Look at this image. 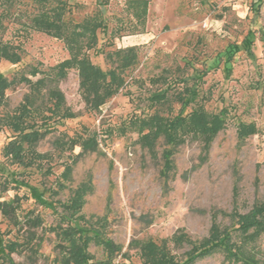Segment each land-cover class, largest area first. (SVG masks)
Wrapping results in <instances>:
<instances>
[{
	"label": "rangeland",
	"instance_id": "374dc122",
	"mask_svg": "<svg viewBox=\"0 0 264 264\" xmlns=\"http://www.w3.org/2000/svg\"><path fill=\"white\" fill-rule=\"evenodd\" d=\"M66 1L71 6L68 17L76 21L102 11L105 26L98 30V44L89 51L95 64L109 70L119 59L107 54L131 46L137 47L138 58L124 73V87L99 111L86 107L77 69L71 68L60 81L67 104L76 116L56 123V132L40 140L38 150L53 152L58 136L86 132L97 133L99 145L95 151L79 156L68 188L59 193L52 190L57 189L64 161L71 160L66 156L69 151L51 161V174L36 168L19 173L18 186L0 176V201L18 196L21 204L16 216L0 213V243L19 244L10 254L2 249L0 264H61L58 238L50 228L59 222L61 203L67 202L72 190L90 176L93 191L86 196L82 212L87 218H106L103 233L122 247L114 262L124 260V253L131 256L133 263L140 262L134 240L171 237L180 228L193 239L207 236L212 211L233 209L235 186L241 212L250 210L256 199L264 201V0H148L143 19L136 15L138 5H133V0ZM54 4L55 0H51ZM6 8L0 3V14ZM9 10L2 21L0 38L19 45L22 59L12 63L0 56V75L11 80L25 74L35 81L43 76L35 66L49 72L69 57L64 41L25 26L36 11L33 0H15ZM246 38L251 40L250 49L244 45ZM163 74L172 78V86L175 84L170 91L182 87L176 77H201L196 88L199 97L205 95L206 109L228 110L226 125L213 140L207 159H202V142L189 138L177 148L174 170L168 177L163 173L161 158L166 147L164 137L159 138L158 157L153 158L139 143L137 132L128 125L125 128L126 120L132 116L161 108L152 103L150 96L169 83L156 84L151 78ZM29 90V85L21 81L10 86L0 105V116L12 113ZM190 110V105L173 101L171 108L162 113L176 115ZM242 122H252L257 127V132L244 142L237 136ZM14 136L9 127H0V163L22 172L21 167L10 165L2 153L3 146ZM80 151L77 146L75 152ZM25 184L42 192L43 199L31 195ZM29 214L39 216L42 224H30ZM217 221L222 225L231 223L222 214ZM169 246L181 257L189 248L172 242ZM258 246L264 258V236ZM88 250L97 260L106 258L101 245L92 242ZM222 262L223 254L218 252L195 264Z\"/></svg>",
	"mask_w": 264,
	"mask_h": 264
},
{
	"label": "trees",
	"instance_id": "16d2710c",
	"mask_svg": "<svg viewBox=\"0 0 264 264\" xmlns=\"http://www.w3.org/2000/svg\"><path fill=\"white\" fill-rule=\"evenodd\" d=\"M14 2L15 0H0V3L7 7L5 13L0 14V31L3 27V18L8 15L9 8ZM33 2L36 11L29 17L28 22H25V26L64 41L69 57L54 65L49 72H43L35 66V71L43 74L35 81L25 74L16 75L11 80L0 75V105L5 102L6 90L14 83L25 82L30 88L12 113L0 116V127L7 126L15 134L3 146V156L10 165H17L23 171L11 170L8 164L0 163V176L18 186L20 181L16 176L19 173L36 168L42 173L51 174L53 172L51 161L56 155L61 157L69 151L66 156L71 160L64 161V169L56 182L57 189L52 190L53 193H59L68 188L79 156L87 151H95L99 145L97 133L86 132L73 136L68 134L58 136L53 142V152L38 150V142L56 132V123L76 116L67 104L65 94L59 85L60 81L68 75L71 68L77 69L80 92L86 107L92 111H99L108 99L118 94L124 87V73L136 63L138 54L136 46L108 53V57L116 55L119 60L117 65L104 70L95 64L89 55V51L98 44V30L105 26L102 11L76 21L73 17H68L71 6L66 0H55L54 5H51V0ZM148 3V0H133V5H138L136 15L141 19L146 17ZM244 41V45L250 49L251 40L246 38ZM18 49L19 45L3 42L0 38L1 57L18 63L22 59ZM238 49L237 46L235 50ZM170 79H172L170 76L163 74L151 78V81L156 84L161 81L169 83ZM200 79L201 77L195 75L176 77L175 81L182 82L180 89L170 91L175 84L172 86V83H169L167 88L150 96L152 103L161 108L157 107L153 113L135 115L126 120L125 128L128 125L137 132L139 143L148 149L153 158L158 157L157 143L160 137H164L166 147L161 158L163 173L167 177L174 170V155L180 145L185 144L189 138L200 140L202 159L206 160L213 140L226 125L228 110L223 108L219 112H210L205 107V95L199 97L196 85ZM173 101H178L183 106L190 105L191 110L187 113L179 111L176 115L163 114L162 111L171 108ZM125 128L123 131H126ZM256 132L257 127L254 123L242 122L237 129V136L240 142H244L248 136ZM77 146L81 148L78 153L75 152ZM24 186L36 199H43V193L34 186L28 184ZM92 191L90 176L72 190L67 202L61 203L63 209L59 222L50 228L56 232L58 238L61 264H195L197 260L218 252L223 254L221 264H264L258 246L259 239L264 236V201L256 199L250 210L241 212L236 203L237 186L234 187L233 209L230 212L212 211L213 222L207 236L193 239L180 228L171 237L132 241L139 249V263H133L130 260L131 256L126 253L121 254L124 260L114 262L116 254L122 251V247L103 233L102 228H106L107 225L106 218L96 216L87 218L82 212L86 196ZM20 205L18 196L0 201V213L3 216H16ZM219 214L228 216L231 220L230 225L220 224L217 221ZM27 221L37 226L42 224L39 216L34 217L31 214L28 215ZM92 242L103 247L105 259L97 260L89 252L88 248ZM170 242L177 247L188 245L189 248L181 257L172 252ZM18 246L16 241H9L3 246L0 243V254L2 249L6 250V254H10L16 251ZM126 259L129 261L126 262Z\"/></svg>",
	"mask_w": 264,
	"mask_h": 264
}]
</instances>
